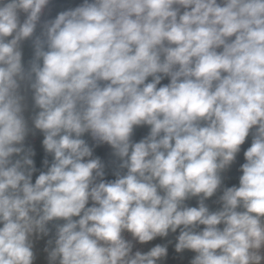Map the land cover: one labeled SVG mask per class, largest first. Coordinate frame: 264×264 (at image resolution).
Masks as SVG:
<instances>
[{
    "label": "clouds",
    "instance_id": "obj_1",
    "mask_svg": "<svg viewBox=\"0 0 264 264\" xmlns=\"http://www.w3.org/2000/svg\"><path fill=\"white\" fill-rule=\"evenodd\" d=\"M51 9L0 0V264H264V0Z\"/></svg>",
    "mask_w": 264,
    "mask_h": 264
},
{
    "label": "crops",
    "instance_id": "obj_2",
    "mask_svg": "<svg viewBox=\"0 0 264 264\" xmlns=\"http://www.w3.org/2000/svg\"><path fill=\"white\" fill-rule=\"evenodd\" d=\"M80 3H82V0H54L55 11L57 13L61 10H64V9H67L70 7H75V6L79 5ZM30 55H31V49L26 44L25 45V58L27 59ZM166 82L167 81L165 80L164 83H166ZM146 133H147V128H139L135 132L134 139L139 140L144 135H146ZM245 147H247V144L245 145ZM37 150H38V155L36 157V163H37V166L39 167L41 164V159H42L43 153H42V150H40V148H39L38 142H37ZM101 152H102L101 147L96 149L97 155H100ZM242 162H243V157H242V153H241V155L238 157L237 165L233 166L231 172L228 174L229 179L227 180V183L229 185L238 183V176L240 173L237 171V168H238V164L242 163ZM108 178H113L111 176V172H109ZM190 203H192L194 205L195 201H191ZM185 256L190 257L191 253H186Z\"/></svg>",
    "mask_w": 264,
    "mask_h": 264
},
{
    "label": "built area",
    "instance_id": "obj_3",
    "mask_svg": "<svg viewBox=\"0 0 264 264\" xmlns=\"http://www.w3.org/2000/svg\"><path fill=\"white\" fill-rule=\"evenodd\" d=\"M55 14H56V11H55V9H54V0H52V9H51V13H50V15L51 16H55ZM102 148V152H101V154H100V156L102 157V158H104V159H108V156H109V149H108V147L107 146H103V147H101Z\"/></svg>",
    "mask_w": 264,
    "mask_h": 264
},
{
    "label": "rangeland",
    "instance_id": "obj_4",
    "mask_svg": "<svg viewBox=\"0 0 264 264\" xmlns=\"http://www.w3.org/2000/svg\"><path fill=\"white\" fill-rule=\"evenodd\" d=\"M54 9H55V6H54Z\"/></svg>",
    "mask_w": 264,
    "mask_h": 264
}]
</instances>
